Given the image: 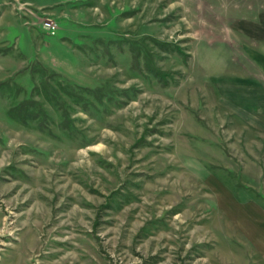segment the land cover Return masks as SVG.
<instances>
[{
	"label": "rangeland",
	"instance_id": "obj_1",
	"mask_svg": "<svg viewBox=\"0 0 264 264\" xmlns=\"http://www.w3.org/2000/svg\"><path fill=\"white\" fill-rule=\"evenodd\" d=\"M0 264H264V0H0Z\"/></svg>",
	"mask_w": 264,
	"mask_h": 264
},
{
	"label": "built area",
	"instance_id": "obj_2",
	"mask_svg": "<svg viewBox=\"0 0 264 264\" xmlns=\"http://www.w3.org/2000/svg\"><path fill=\"white\" fill-rule=\"evenodd\" d=\"M57 21L52 18V17H45L42 21H41V27L43 28V30L45 32L48 33H53L56 29H57Z\"/></svg>",
	"mask_w": 264,
	"mask_h": 264
},
{
	"label": "trees",
	"instance_id": "obj_3",
	"mask_svg": "<svg viewBox=\"0 0 264 264\" xmlns=\"http://www.w3.org/2000/svg\"><path fill=\"white\" fill-rule=\"evenodd\" d=\"M37 86H38V84H37ZM39 91H40L39 89H36V92H37V93H39ZM16 108L20 110V107H19V106H16ZM21 108H22V107H21Z\"/></svg>",
	"mask_w": 264,
	"mask_h": 264
}]
</instances>
